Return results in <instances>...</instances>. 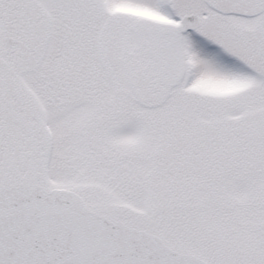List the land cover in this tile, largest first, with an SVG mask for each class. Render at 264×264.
<instances>
[{
	"label": "snow or ice",
	"instance_id": "obj_1",
	"mask_svg": "<svg viewBox=\"0 0 264 264\" xmlns=\"http://www.w3.org/2000/svg\"><path fill=\"white\" fill-rule=\"evenodd\" d=\"M0 264H264V0H0Z\"/></svg>",
	"mask_w": 264,
	"mask_h": 264
}]
</instances>
